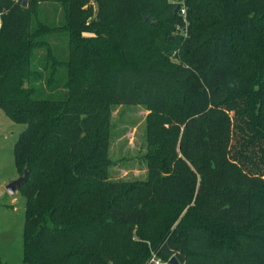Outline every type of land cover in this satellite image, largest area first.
Returning <instances> with one entry per match:
<instances>
[{"label":"trees","instance_id":"16d2710c","mask_svg":"<svg viewBox=\"0 0 264 264\" xmlns=\"http://www.w3.org/2000/svg\"><path fill=\"white\" fill-rule=\"evenodd\" d=\"M23 1L0 0V108L24 264H264V0H186L187 36L172 0ZM119 105L149 111L145 179H111Z\"/></svg>","mask_w":264,"mask_h":264},{"label":"rangeland","instance_id":"374dc122","mask_svg":"<svg viewBox=\"0 0 264 264\" xmlns=\"http://www.w3.org/2000/svg\"><path fill=\"white\" fill-rule=\"evenodd\" d=\"M45 16L49 21L59 22L62 10L56 4H45ZM52 41L59 48V52H62L65 48L63 37ZM148 114L149 111L143 106L114 107L109 150V156L113 161L110 168L112 180L131 181L147 177L144 155L147 151ZM24 128V124L15 123L0 108V257L6 264H24L25 198L19 191L10 195L6 189L11 181L20 176L15 166L13 149Z\"/></svg>","mask_w":264,"mask_h":264},{"label":"built area","instance_id":"2783aa9c","mask_svg":"<svg viewBox=\"0 0 264 264\" xmlns=\"http://www.w3.org/2000/svg\"><path fill=\"white\" fill-rule=\"evenodd\" d=\"M178 8V13L181 16L182 23L177 25L176 31L181 36L188 35L189 19H188V6L186 0H172ZM154 264H163L160 258L153 256L150 260Z\"/></svg>","mask_w":264,"mask_h":264},{"label":"water","instance_id":"95a60500","mask_svg":"<svg viewBox=\"0 0 264 264\" xmlns=\"http://www.w3.org/2000/svg\"><path fill=\"white\" fill-rule=\"evenodd\" d=\"M27 0L23 1V6H26ZM175 12H178V8L175 9ZM29 170L25 168L24 173L20 175L18 178L11 181L7 186L6 189L10 195H14L16 191L20 189V187L27 181L28 179ZM171 264H180L176 257H172L170 259Z\"/></svg>","mask_w":264,"mask_h":264},{"label":"crops","instance_id":"0c3cea01","mask_svg":"<svg viewBox=\"0 0 264 264\" xmlns=\"http://www.w3.org/2000/svg\"><path fill=\"white\" fill-rule=\"evenodd\" d=\"M16 192H17V191H16ZM16 192H15V193H16Z\"/></svg>","mask_w":264,"mask_h":264}]
</instances>
